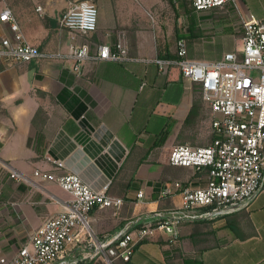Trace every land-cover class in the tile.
Masks as SVG:
<instances>
[{
    "label": "crops",
    "instance_id": "0c3cea01",
    "mask_svg": "<svg viewBox=\"0 0 264 264\" xmlns=\"http://www.w3.org/2000/svg\"><path fill=\"white\" fill-rule=\"evenodd\" d=\"M146 2L152 5L155 0ZM142 9L143 12L134 9L136 14L132 11L141 28L146 23ZM108 11L101 7L98 30L93 35L70 34L66 30L70 35L64 51L71 44L88 45L93 52L98 45H115L128 29L129 17L123 13L115 16V21L110 20ZM135 35L136 56H131L176 58V50L171 53L169 46H152L144 32ZM23 65L27 67H1L0 74V115H7L6 120L0 118V161L31 179L18 184L6 178L1 186L0 199L6 201L0 202V237L5 233L2 223L7 220L12 227L6 232L13 239L11 249L1 255L14 254L19 240L28 239L45 220L59 212L56 199H70L56 183L34 179L36 170L55 168L56 172L75 173L98 189L114 180L112 193L129 200L118 214L110 209L90 214L94 230L101 235L119 231L140 213L181 205L179 196L158 200L162 183L176 181L180 176L185 181L195 180L194 172L172 167L167 160H144L146 156H157L160 141L169 155L177 146L172 135L179 125H185L195 103V84L185 80L178 67L163 73L155 63L87 62L77 74L71 62H59L55 68L19 66ZM144 81L148 85L144 86ZM165 131L168 136L162 142ZM54 160L65 162L66 169L54 166ZM144 183V191L152 199L133 204L131 199L140 191H132L135 184ZM153 183L157 184L155 188ZM128 264H264V192L243 211L184 224L175 242L169 235L159 233L138 247Z\"/></svg>",
    "mask_w": 264,
    "mask_h": 264
},
{
    "label": "built area",
    "instance_id": "2783aa9c",
    "mask_svg": "<svg viewBox=\"0 0 264 264\" xmlns=\"http://www.w3.org/2000/svg\"><path fill=\"white\" fill-rule=\"evenodd\" d=\"M187 2L195 13H211L234 6L237 0H168ZM99 10L92 1L71 2L60 19L70 34L90 36L97 32ZM0 24L8 30L0 40L1 67L42 61L71 62L81 74L87 62L127 63L126 47L99 45L93 52L88 45L71 44L67 51L42 50L29 42L14 11L4 8ZM175 59L153 60L160 71L172 66L185 80L199 87L210 109L213 142L204 147L175 146L169 165L194 172L195 180L174 182L160 190L158 200L179 196L181 205L140 213L119 231L97 235L91 227L94 210L120 211L129 199L109 193L112 181L93 187L75 173L36 170L38 182H54L70 195L56 199L57 214L49 217L12 255L0 256V264H128L138 247L159 233L179 239L181 227L196 221L216 220L247 209L264 192V19L250 18L244 23L241 46L218 60L191 59L185 39L176 44ZM65 169L62 161L52 162ZM15 183L31 181L7 162L0 161V194L5 179ZM196 184V185H195ZM152 199L140 190L133 204ZM89 241V244H86Z\"/></svg>",
    "mask_w": 264,
    "mask_h": 264
},
{
    "label": "rangeland",
    "instance_id": "374dc122",
    "mask_svg": "<svg viewBox=\"0 0 264 264\" xmlns=\"http://www.w3.org/2000/svg\"><path fill=\"white\" fill-rule=\"evenodd\" d=\"M75 1L85 0H0V12L4 8H11L14 11L23 33L31 44L40 46L41 49L46 51H64L66 49L65 42L70 34L61 27L60 19L69 4ZM88 1L95 3L99 12L101 11L102 6L105 10L109 9L110 11H108V14L110 20L115 21V16L118 17L123 13L129 17L128 29L125 32H122L121 37L116 40L115 44L121 42L126 47L128 56L131 59L130 62L145 65L153 64V60H155L156 57H133L136 56L134 54L137 43L134 42V35L137 34V32H144L145 37L147 40L149 39L152 46L153 44H158V48H168L169 46V48H171V53L176 50V44L179 37H183L186 40L187 45L189 44L190 57L201 56L204 60H216L220 55L222 56L227 52L234 51L241 46L244 23L250 19L248 18L249 15L255 20L264 19V0H237L236 5L211 13H195L187 2L172 4L167 0H155V3L152 5L146 2V0ZM102 1L103 4L100 3ZM143 7L146 15V23L145 27L141 28L138 18L134 15L135 12L133 10L136 9L143 12ZM118 9H121L122 12L118 13ZM132 11L134 12L133 14ZM54 21L56 22V25H54ZM7 34L8 30L0 24V40L2 36H6ZM192 34L195 36L193 37ZM95 42L97 43L96 40ZM42 65H49V67L55 68L59 65V62L44 61L39 64H30L29 67L33 66L36 67V69H39ZM19 67L27 66L17 65V68ZM166 71L162 72L164 73ZM146 85H148V83L144 81V86ZM192 91L195 94L193 101L199 108V115L192 124L190 123L187 126L179 125L176 129L177 131L175 135H172L173 142L176 143V145L206 146L211 142V125L213 117L209 107L202 99L198 86L193 85ZM51 99L53 101L55 100V98ZM165 108H167L166 105ZM0 118L6 120L7 115H0ZM169 118L171 120V116ZM174 124H171L172 127ZM163 135L161 134V140ZM185 139L189 142H182ZM162 146L163 145L160 141V149L157 156H146L144 160L146 161L148 158L153 162L167 160L169 164V155L172 149L168 155L165 149H162ZM160 162L159 164L161 165ZM56 170L54 168L47 172L62 174L58 171L56 172ZM182 179L183 176H180L176 181L162 183L161 187L164 188L177 181L184 184L192 181L191 178L187 181ZM145 184L146 183L135 184L132 191L136 192L138 190L146 189ZM152 186L155 188L157 184L153 183ZM4 201H6V199H0V202ZM114 212L115 214H118L119 211ZM105 218L107 220L109 217L106 216ZM132 218L133 217H131V219ZM10 223L11 222H8L7 220L6 223H2V232H5L0 237V252L2 253H6V251L11 249L10 243H12L11 241L13 239H11L12 237H10V234L6 232L8 228L12 227ZM91 227L95 234L101 236V234H98V232L94 230L92 221ZM27 240V238L19 240L17 243L18 249L23 246ZM88 242L89 241H87L86 244H89ZM2 245H4L3 248Z\"/></svg>",
    "mask_w": 264,
    "mask_h": 264
},
{
    "label": "trees",
    "instance_id": "16d2710c",
    "mask_svg": "<svg viewBox=\"0 0 264 264\" xmlns=\"http://www.w3.org/2000/svg\"><path fill=\"white\" fill-rule=\"evenodd\" d=\"M168 1V0H167ZM168 2H170V3H172L171 1H168ZM172 4H174V3H172ZM193 10V9H192ZM54 23V25H56V22L54 21L53 22ZM193 29V28H192ZM193 35V34H192ZM195 35H193V37H194ZM179 39H184L183 37H179ZM188 46H189V44H188ZM39 48H40V46H39ZM41 49V48H40ZM188 49H189V47H188ZM43 50V49H42ZM190 50V49H189ZM232 52V51H231ZM174 56H176V54H174ZM223 56V55H222ZM222 56L220 55L219 56V58L218 59H221L222 58ZM177 57V56H176ZM189 57H190V53H189ZM218 59H216V60H218ZM199 88V87H198ZM198 115H199V108H198V106H197V104L195 103L194 105H193V107H192V109H191V111H190V113H189V115H188V117H187V119H186V121H185V126H187V125H189L190 123L192 124L194 121H195V119L198 117ZM167 131V130H166ZM166 131H165V133H164V135H163V139H162V142H164L165 140H166V138H167V136H168V133H166ZM37 139H38V137H37ZM213 139H214V137H213V134H212V137H211V142H210V144L213 142ZM38 141V140H37ZM209 144V145H210ZM206 146H208V145H206ZM194 147H204V146H194ZM188 183V182H187ZM186 183V184H187ZM114 184V180H113V182L111 183V185H110V189H109V193L111 194V195H114L113 193H112V188H113V185ZM205 221H207V220H205ZM196 222H200V221H196ZM196 222H192V223H196Z\"/></svg>",
    "mask_w": 264,
    "mask_h": 264
}]
</instances>
